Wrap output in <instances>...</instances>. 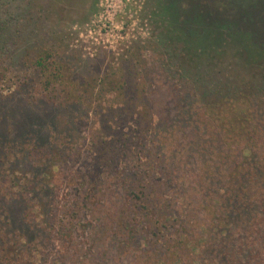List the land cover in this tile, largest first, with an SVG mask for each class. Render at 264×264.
Masks as SVG:
<instances>
[{"label":"trees","instance_id":"obj_1","mask_svg":"<svg viewBox=\"0 0 264 264\" xmlns=\"http://www.w3.org/2000/svg\"><path fill=\"white\" fill-rule=\"evenodd\" d=\"M6 29L0 16V33ZM200 37L199 47L188 42L191 51L199 48L195 56L200 59L240 37L256 59L264 60V49L246 32L230 34L222 27ZM40 41L30 57L17 61L0 49V264H42L48 243L80 221L87 204L61 217L55 214L53 180L61 157L93 127L90 114L105 130L107 113H138L134 126L139 130L150 114L148 106L144 113L138 108L144 79L132 76L131 68L125 73V66H113L101 78L79 76L73 59ZM258 86L250 80L238 91L213 94L195 88L181 98L168 123L152 121L166 155L170 205L153 201L140 169L129 173L127 129L118 128L126 136L121 144L117 135L98 143L104 153L108 149L107 172L122 184L123 193L114 192L104 203L100 246L86 264H264V86ZM146 130L141 127L142 140ZM94 153L99 168L103 153ZM96 170L98 178H107ZM126 204L138 208L140 222L153 236L162 230L174 234L163 248L144 245L135 217L124 213ZM167 213L176 226L162 221Z\"/></svg>","mask_w":264,"mask_h":264},{"label":"rangeland","instance_id":"obj_2","mask_svg":"<svg viewBox=\"0 0 264 264\" xmlns=\"http://www.w3.org/2000/svg\"><path fill=\"white\" fill-rule=\"evenodd\" d=\"M236 1L0 0V16L8 28L3 35L0 33L4 36L0 38V49L12 59L30 57L42 40L48 45L46 48L57 47L60 55L73 59L74 72L79 76L101 78L113 66H125V73L131 68L132 76L144 79V100L138 108L142 112L147 108L143 106L150 108V116H144L140 130L134 126L138 113L129 116L107 113L111 116L106 130L102 121L90 114L94 119L93 127H87L72 152L61 157L53 180L57 188L55 214L58 217L77 207L86 204L87 207L80 221L48 243L46 254L40 259L42 264H86L97 253L104 203L110 202L116 191L123 193L122 184L107 172L105 154L109 151L106 149L104 153V147L101 151L98 143L103 144L106 138L112 140V136L117 135V142L121 144L126 136L118 128L127 129L129 173L135 168L145 173L144 182L149 183L153 201L167 206L172 197L167 183L166 155L152 133L155 129L152 121L168 123L181 98L195 88L213 94L217 90L223 93L238 91L250 80L258 83V87L264 86L261 84L264 82V60L256 59L240 37L230 45L206 53L203 59L195 56L199 48L190 49L189 43L199 45L200 36L206 30L222 27L230 34L246 32L249 41L264 49V11L261 8L264 0ZM143 126L147 128L144 140L140 137ZM94 152L103 153L104 164L100 159L102 166L99 162V168L103 170V177H107L105 180L96 176L99 168L95 160L99 158ZM124 213L131 220L135 217L132 222L136 223V231L141 229L140 238L148 248H163V241L174 235L162 230L158 237L153 236L144 222H140L142 213L138 208L126 204ZM150 217L151 220L157 218L152 214ZM162 221L176 226L172 213L165 214Z\"/></svg>","mask_w":264,"mask_h":264},{"label":"flooded vegetation","instance_id":"obj_3","mask_svg":"<svg viewBox=\"0 0 264 264\" xmlns=\"http://www.w3.org/2000/svg\"><path fill=\"white\" fill-rule=\"evenodd\" d=\"M232 1L237 2L236 0H232ZM240 1H241V0H240ZM240 1H238V3H240ZM251 4H252V3H251ZM261 8H262V10L264 11V6H262Z\"/></svg>","mask_w":264,"mask_h":264}]
</instances>
